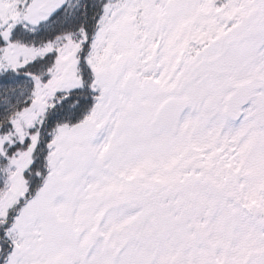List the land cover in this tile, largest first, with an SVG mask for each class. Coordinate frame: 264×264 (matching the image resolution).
I'll return each instance as SVG.
<instances>
[{
  "label": "snow or ice",
  "instance_id": "6c2138e0",
  "mask_svg": "<svg viewBox=\"0 0 264 264\" xmlns=\"http://www.w3.org/2000/svg\"><path fill=\"white\" fill-rule=\"evenodd\" d=\"M0 264H264V0H0Z\"/></svg>",
  "mask_w": 264,
  "mask_h": 264
}]
</instances>
